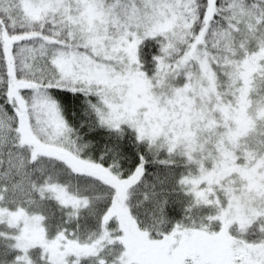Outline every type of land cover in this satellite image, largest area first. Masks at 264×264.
Segmentation results:
<instances>
[{
  "label": "snow or ice",
  "instance_id": "obj_1",
  "mask_svg": "<svg viewBox=\"0 0 264 264\" xmlns=\"http://www.w3.org/2000/svg\"><path fill=\"white\" fill-rule=\"evenodd\" d=\"M0 264H264V0H0Z\"/></svg>",
  "mask_w": 264,
  "mask_h": 264
}]
</instances>
